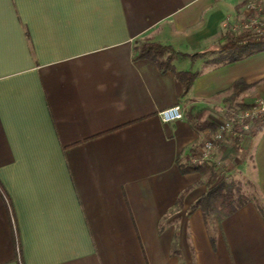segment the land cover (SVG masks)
Masks as SVG:
<instances>
[{"label": "crops", "instance_id": "obj_1", "mask_svg": "<svg viewBox=\"0 0 264 264\" xmlns=\"http://www.w3.org/2000/svg\"><path fill=\"white\" fill-rule=\"evenodd\" d=\"M246 1L0 0V264H264V131L224 163L254 193L214 233L189 211L199 172L179 169L208 130L190 106L216 126L236 81L244 104L264 97V51L214 61ZM137 40L169 47L171 69Z\"/></svg>", "mask_w": 264, "mask_h": 264}, {"label": "trees", "instance_id": "obj_2", "mask_svg": "<svg viewBox=\"0 0 264 264\" xmlns=\"http://www.w3.org/2000/svg\"><path fill=\"white\" fill-rule=\"evenodd\" d=\"M222 39L223 43L216 46V50L219 53V56L214 59L216 63H231L257 52L264 51V40L254 42L249 33L233 32L230 27L226 30ZM133 54L137 59H147L154 62L162 71L171 69L170 61L172 58V50L169 47L157 43L137 40L133 46ZM205 54H207V51L196 52L191 54L190 58L193 59ZM174 73L176 79L183 87V93L186 94L189 91L196 74L189 71H179ZM246 87L245 83L242 80H239L230 88L231 92L225 101L238 106V110L234 111H245L253 107V104L248 105L243 103ZM205 111V108L190 106L187 109L186 114L192 120L197 130L204 131L208 129L210 132H214L216 126L207 121L201 120ZM244 123L248 127L245 134H242L240 137L226 139L218 144V149H220L218 162H210L208 168L194 169L189 164L188 156L183 164L179 163L181 173L198 171L202 183L206 187L203 195L196 200V202L190 207L189 211L194 209H199L201 211L204 224L210 233L216 232L225 218L236 212L249 201V198L240 194L241 191L237 183L228 178L227 175H223V173L226 174V171L229 170L225 168V162L229 168H231V158H237L240 162H243L247 158L254 137L258 133L264 131V114L256 116L251 120H245ZM244 139L247 142L245 147L241 144ZM219 168L221 169V172H219ZM181 200L182 196L178 200V205L181 204ZM211 240L213 242L212 236Z\"/></svg>", "mask_w": 264, "mask_h": 264}, {"label": "built area", "instance_id": "obj_3", "mask_svg": "<svg viewBox=\"0 0 264 264\" xmlns=\"http://www.w3.org/2000/svg\"><path fill=\"white\" fill-rule=\"evenodd\" d=\"M244 8L245 15L231 26V30L247 32L256 42L264 40V0H247ZM252 104L253 107L245 111H234L227 106L223 110L227 118L216 125L214 132H203L201 145L189 154V164L194 169L208 168L220 142L242 136L248 128L245 120L264 114V97L256 99ZM158 118L163 124L181 120V106L176 104L158 112Z\"/></svg>", "mask_w": 264, "mask_h": 264}, {"label": "rangeland", "instance_id": "obj_4", "mask_svg": "<svg viewBox=\"0 0 264 264\" xmlns=\"http://www.w3.org/2000/svg\"><path fill=\"white\" fill-rule=\"evenodd\" d=\"M202 67H200L199 69H201ZM227 118V116H226ZM219 152L216 150L215 152V160L218 161L219 160ZM223 175H227L225 173H223ZM233 181H235L240 189V194H242L244 197L248 196H252V194L254 193V191L252 190L253 188H251L250 185H246V183H243V177L242 174H240L239 172H232V174L229 175Z\"/></svg>", "mask_w": 264, "mask_h": 264}]
</instances>
